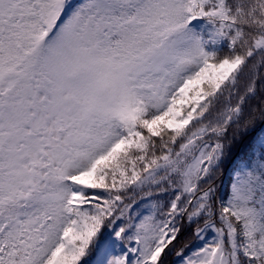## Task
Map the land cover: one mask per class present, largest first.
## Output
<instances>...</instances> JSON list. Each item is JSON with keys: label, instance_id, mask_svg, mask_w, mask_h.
<instances>
[{"label": "snow or ice", "instance_id": "6c2138e0", "mask_svg": "<svg viewBox=\"0 0 264 264\" xmlns=\"http://www.w3.org/2000/svg\"><path fill=\"white\" fill-rule=\"evenodd\" d=\"M0 264H264V0H0Z\"/></svg>", "mask_w": 264, "mask_h": 264}, {"label": "trees", "instance_id": "16d2710c", "mask_svg": "<svg viewBox=\"0 0 264 264\" xmlns=\"http://www.w3.org/2000/svg\"><path fill=\"white\" fill-rule=\"evenodd\" d=\"M227 184H228V178L225 177V178H224V185H225V188H226ZM223 191H224V189H222V192H223Z\"/></svg>", "mask_w": 264, "mask_h": 264}]
</instances>
